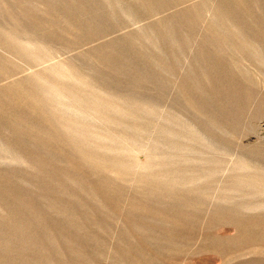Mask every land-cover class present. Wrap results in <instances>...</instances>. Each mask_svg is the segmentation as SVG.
<instances>
[{"label": "rangeland", "instance_id": "374dc122", "mask_svg": "<svg viewBox=\"0 0 264 264\" xmlns=\"http://www.w3.org/2000/svg\"><path fill=\"white\" fill-rule=\"evenodd\" d=\"M0 264H264V0H0Z\"/></svg>", "mask_w": 264, "mask_h": 264}]
</instances>
